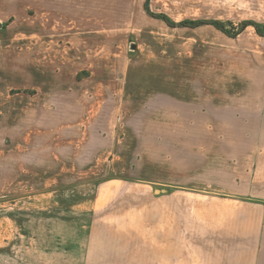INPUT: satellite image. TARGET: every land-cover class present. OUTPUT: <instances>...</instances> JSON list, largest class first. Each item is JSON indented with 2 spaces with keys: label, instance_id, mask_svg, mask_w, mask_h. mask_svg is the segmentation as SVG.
<instances>
[{
  "label": "rangeland",
  "instance_id": "374dc122",
  "mask_svg": "<svg viewBox=\"0 0 264 264\" xmlns=\"http://www.w3.org/2000/svg\"><path fill=\"white\" fill-rule=\"evenodd\" d=\"M73 2L124 32L113 35L112 80L98 74L113 81V94L86 112L64 98L72 87L62 94L29 85L42 79L39 62L32 79L24 71L31 10L23 0L0 8V264L147 259L170 224L177 240L186 226L200 239L202 196L224 186L227 145L240 137L231 113L210 112L217 121L208 122L182 111L175 119L170 90L209 104L264 96V0ZM184 21L204 24L170 26Z\"/></svg>",
  "mask_w": 264,
  "mask_h": 264
},
{
  "label": "crops",
  "instance_id": "0c3cea01",
  "mask_svg": "<svg viewBox=\"0 0 264 264\" xmlns=\"http://www.w3.org/2000/svg\"><path fill=\"white\" fill-rule=\"evenodd\" d=\"M19 1L22 0H0V8L6 2L17 9ZM73 1L23 0L24 8L31 10L30 14L26 10L24 19L26 28L30 24L25 38L31 40V46L25 52L24 71L32 79L29 74L33 73V66L39 62L41 82L34 81L35 84L32 80L29 85L58 87L63 90L62 94L66 92L65 88L72 87V96L64 98H68L69 103L85 105L82 111L86 112L89 108L86 105L100 104L104 96L113 94V81H106L107 77L112 80L113 75L112 39L114 34L122 35L124 32L123 27L113 32L111 21L97 20L96 11L91 10L89 5L81 7V4ZM142 7L144 10V4ZM37 40H47V47L42 41L33 42ZM34 56L41 58L33 63ZM82 73L88 76L77 83L73 77H79ZM101 73L106 75L104 80L101 76L99 78L98 74ZM169 95L170 115L178 114L175 115L178 120L182 119V111L192 115L199 112L202 119L208 122L210 119L217 121L210 112H227L234 116V134L240 138L227 145L231 155L225 154L224 157L231 166L225 172V180L220 183L224 186H218L216 191L202 196L200 239L187 236L192 230L186 226L182 230L186 238L177 240L173 233L176 230L170 224L168 238L154 239L151 258L146 259L145 255L111 257L105 264H264V96H249L246 97L248 101L244 97L243 101L231 99L228 104L212 99L209 104V99L194 102L187 91L172 89ZM41 98L43 103L49 100L44 96ZM195 103H200V107L197 108ZM39 264L82 262L77 256H67L66 259H43Z\"/></svg>",
  "mask_w": 264,
  "mask_h": 264
},
{
  "label": "trees",
  "instance_id": "16d2710c",
  "mask_svg": "<svg viewBox=\"0 0 264 264\" xmlns=\"http://www.w3.org/2000/svg\"><path fill=\"white\" fill-rule=\"evenodd\" d=\"M165 22H168L166 19H163ZM200 24H204L203 22H196V23H190L188 21H184L182 23H179L177 25L171 24L170 26H177V27H189V28H195L198 27ZM212 25H214L219 31H221L224 34H227V31H225L224 27L220 24V23H210ZM252 25L251 23H243L241 25V27L239 28L238 33H240L241 31H243L247 26ZM257 32L259 33V30L257 29V27L255 26ZM260 34V33H259ZM262 36H264V33L260 34Z\"/></svg>",
  "mask_w": 264,
  "mask_h": 264
},
{
  "label": "water",
  "instance_id": "95a60500",
  "mask_svg": "<svg viewBox=\"0 0 264 264\" xmlns=\"http://www.w3.org/2000/svg\"><path fill=\"white\" fill-rule=\"evenodd\" d=\"M155 193H159V191H155Z\"/></svg>",
  "mask_w": 264,
  "mask_h": 264
}]
</instances>
